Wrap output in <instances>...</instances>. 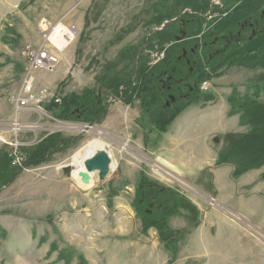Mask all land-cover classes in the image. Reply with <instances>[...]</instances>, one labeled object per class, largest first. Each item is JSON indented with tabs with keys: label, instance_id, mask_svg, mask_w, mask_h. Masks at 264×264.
Segmentation results:
<instances>
[{
	"label": "rangeland",
	"instance_id": "rangeland-1",
	"mask_svg": "<svg viewBox=\"0 0 264 264\" xmlns=\"http://www.w3.org/2000/svg\"><path fill=\"white\" fill-rule=\"evenodd\" d=\"M158 1L0 0V150L13 152L9 143L18 142L20 153L57 132L74 138L50 162L22 170L0 188V264H168L170 253L133 205L142 177L176 194L178 208L167 219L180 233L173 264H264V36L207 65L198 79L208 84L201 93L214 100L186 108L164 134L147 118L141 127L138 103L113 99L99 83L121 50L141 46L167 23L149 27ZM263 7L264 0H253L230 16L205 15L200 34L183 42L210 39ZM58 25L76 32L62 52L48 41ZM26 46L56 53L59 61L29 71L21 56ZM147 54L149 65L156 64ZM28 73L34 102L16 111ZM254 86L263 89L258 99L233 112L229 98L251 94ZM85 89L107 105L101 123L56 121L45 110L54 97ZM13 122L31 130L15 134ZM96 130L115 168L103 177L92 172L84 186L73 180L70 159L97 139Z\"/></svg>",
	"mask_w": 264,
	"mask_h": 264
},
{
	"label": "trees",
	"instance_id": "trees-1",
	"mask_svg": "<svg viewBox=\"0 0 264 264\" xmlns=\"http://www.w3.org/2000/svg\"><path fill=\"white\" fill-rule=\"evenodd\" d=\"M213 1L215 0H159L151 7L149 27H160L164 22L167 23L161 30L152 32L141 46L121 50L115 61L107 64L106 72L98 78L105 92L113 99L120 100L127 106L138 103L141 127L145 128L141 122L147 118L154 131L164 134L186 108L214 100L210 93H191L190 85H182L184 81L193 79L190 69L194 73L199 67L200 73L204 67L197 66L198 62L193 64L190 59L193 52H189V49H193L198 41L186 44L183 41L176 42L175 39L198 36L202 23L206 21L205 15L217 14L220 17L227 13L230 16L250 8L253 0H218L219 5L212 4ZM236 23L231 25L234 27ZM132 30L126 29L122 35H127ZM154 50L162 52L163 58L156 64L149 65L147 53ZM210 56L214 57L213 54ZM208 59L206 56L205 60ZM201 83L199 80L198 87ZM166 87H170L169 91ZM254 87L251 94L229 98L228 103L233 112L244 109L250 102L258 99L263 89ZM167 94H173L176 98V103L170 107H166L164 103ZM103 100L98 92L85 89L80 94L62 96L60 104L52 100L45 110L60 121L99 124L107 113V105ZM72 141L74 138H65L59 133L47 135L35 146L22 150L24 157L20 165H12L8 153L0 150V188L10 184L22 170L50 162L54 154L65 151ZM222 162L226 163L225 160ZM133 205L143 227L157 232L159 241L171 255L167 263L173 264L180 233L168 226L167 219L178 208L175 192L142 177L135 191Z\"/></svg>",
	"mask_w": 264,
	"mask_h": 264
},
{
	"label": "flooded vegetation",
	"instance_id": "flooded-vegetation-1",
	"mask_svg": "<svg viewBox=\"0 0 264 264\" xmlns=\"http://www.w3.org/2000/svg\"><path fill=\"white\" fill-rule=\"evenodd\" d=\"M259 36H264V7L258 12L254 11L251 16L242 18L234 27L233 25L228 26L221 33L216 34L210 39L201 38L197 45H194L193 49H189V52H193L190 59L193 60V64L198 62L197 66L200 65L205 68L214 60L222 58L226 56L227 53L232 52L235 47L251 42ZM187 39H181V41H185ZM189 43L190 42H187L186 44ZM210 54H213L214 57H211ZM206 56L209 57L207 61L205 60ZM199 61L201 62L200 64ZM187 64H189L188 61ZM198 69L199 67H197L194 73L192 72V69H190L189 73L193 76V79H189L187 82L184 81L182 83V85H190L189 91L191 93L200 92L198 87ZM166 89L169 91L170 87H166ZM176 92L179 93L180 91L176 90ZM173 93H175V91H173ZM164 103L166 107H170L172 104L176 103V98H174L173 94H167V98L164 100ZM148 215H150V211Z\"/></svg>",
	"mask_w": 264,
	"mask_h": 264
},
{
	"label": "built area",
	"instance_id": "built-area-1",
	"mask_svg": "<svg viewBox=\"0 0 264 264\" xmlns=\"http://www.w3.org/2000/svg\"><path fill=\"white\" fill-rule=\"evenodd\" d=\"M62 38V35L60 36ZM21 56L24 58L25 62H26V66L27 69L30 70H50L53 69L54 66L58 63L59 59L56 56V54H52V52L46 51L45 49L38 47H31V46H26L22 51H21ZM150 57L155 59L156 61H160L163 58V54H161L160 56H158V53H152L150 52ZM49 62V63H47ZM32 87H33V80L32 77H30V74L28 73L24 79L23 82V86H22V90L20 92V94L17 96V98L15 99V109L16 111L19 110H23V108L29 107V105L32 104V102H34V98L32 97ZM208 89V84L206 82H203L200 85V90L205 92ZM53 101L56 104H60V98L59 97H54ZM39 103V101L37 102V104ZM53 120L58 121L57 119H55L54 117L52 118ZM66 124V123H65ZM24 125L26 124H19L17 122H13L12 126H11V130L13 132L19 131L22 132L25 129H30V128H26ZM67 125L69 126V129H73V127H75L74 124H69L67 123ZM26 126H31L26 125ZM77 127V126H76ZM35 130H38L37 128H35ZM59 133V132H57ZM10 146L14 147V151L13 152H7L9 157L12 159V165H20V163L23 160V154L22 152H18L16 153V150L19 148V143L15 142L14 144L9 143ZM21 146V145H20ZM210 206H215L213 199H210L208 201Z\"/></svg>",
	"mask_w": 264,
	"mask_h": 264
},
{
	"label": "bare ground",
	"instance_id": "bare-ground-1",
	"mask_svg": "<svg viewBox=\"0 0 264 264\" xmlns=\"http://www.w3.org/2000/svg\"><path fill=\"white\" fill-rule=\"evenodd\" d=\"M49 25L46 22H42L41 24V30L42 32H46L48 29ZM64 31V32H63ZM52 33L50 34L48 41L55 46L59 51H63L66 49V47L69 45V42L72 41L75 37V31L69 30V29H64L61 25L56 26L55 28L52 29ZM63 32V33H61ZM66 36V37H60V36ZM56 54V53H54ZM57 56V54H56ZM49 63V62H47ZM27 128H31V126H26ZM31 130V129H30ZM92 134H95L97 139H91L89 140L82 148L78 149L73 155L71 156L70 159V167H71V176L74 181L77 183H81L82 185L86 186L89 185V182L93 178V173L95 171H88L86 169V163L93 159L96 155L99 153H105L107 151V145L100 141L99 138L104 137L102 134L101 130H96L93 131ZM122 150H126V144H124L122 147ZM105 151V152H103ZM127 151V150H126ZM107 154V153H106ZM109 157V156H108ZM110 159V158H109ZM160 162L162 165L165 167H173L171 164L168 162L163 161L160 159ZM115 166L112 163H109L108 165V171L113 170ZM93 172V173H92ZM98 172V171H97ZM80 174H86L90 178L88 183H84L82 181V177Z\"/></svg>",
	"mask_w": 264,
	"mask_h": 264
},
{
	"label": "water",
	"instance_id": "water-1",
	"mask_svg": "<svg viewBox=\"0 0 264 264\" xmlns=\"http://www.w3.org/2000/svg\"><path fill=\"white\" fill-rule=\"evenodd\" d=\"M184 36V35H182ZM180 37H176L175 41L178 42L180 41ZM110 163V159L106 153H99L96 155L93 159L89 160L85 165L86 169L88 171H98L99 176L103 177L107 174L108 172V165ZM82 177V181L84 183H88L89 181V176L86 174H80Z\"/></svg>",
	"mask_w": 264,
	"mask_h": 264
},
{
	"label": "crops",
	"instance_id": "crops-1",
	"mask_svg": "<svg viewBox=\"0 0 264 264\" xmlns=\"http://www.w3.org/2000/svg\"><path fill=\"white\" fill-rule=\"evenodd\" d=\"M140 111V110H139ZM140 113H141V111H140Z\"/></svg>",
	"mask_w": 264,
	"mask_h": 264
}]
</instances>
